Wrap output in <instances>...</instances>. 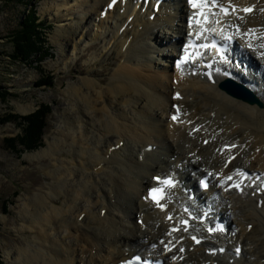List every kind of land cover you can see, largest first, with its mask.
I'll return each mask as SVG.
<instances>
[{
  "label": "bare ground",
  "instance_id": "bare-ground-1",
  "mask_svg": "<svg viewBox=\"0 0 264 264\" xmlns=\"http://www.w3.org/2000/svg\"><path fill=\"white\" fill-rule=\"evenodd\" d=\"M108 1L48 0L41 8L60 23L52 36L60 55L68 48L70 60H81L82 51L100 40L92 57L102 69L112 61L114 67L107 78L88 69L68 84L69 107L59 115L57 135L28 156L50 160L44 168L51 183L22 203L27 238L6 252L8 264H117L133 253L165 256L168 264H264L261 181L242 193L225 189L231 184L226 177L238 169L264 179V0H220L238 8L218 14L215 27L225 25L224 34L237 39L227 69L254 91L256 102L220 89L221 72L210 80L205 67L195 68L196 75L172 69L171 59L189 39L187 0H165L154 20L152 4L146 12L123 4L103 18ZM250 5L255 10L245 14ZM17 106L22 114L35 109L33 103ZM176 112L180 118L172 122ZM149 145L155 148L148 151ZM207 171L213 172L212 187L188 200L184 190L197 189L195 177ZM167 175L181 183L169 189L163 210L148 200L147 188ZM187 201L197 210L212 207L210 223L224 220L227 231L196 235L203 238L199 244L191 230L173 233Z\"/></svg>",
  "mask_w": 264,
  "mask_h": 264
},
{
  "label": "rangeland",
  "instance_id": "rangeland-1",
  "mask_svg": "<svg viewBox=\"0 0 264 264\" xmlns=\"http://www.w3.org/2000/svg\"><path fill=\"white\" fill-rule=\"evenodd\" d=\"M47 1L29 0L20 4L0 0V264L10 263L7 251L25 245L27 237L22 226V203L29 195L46 191L50 186L51 179L44 168L50 160L28 156L48 147L49 141L57 135L59 115L69 107L64 92L66 87L82 76L85 70L90 69L97 77L107 78L114 67L112 61L106 69H102L97 65L99 59L96 61V57H92L102 47L100 40L93 41L95 46L89 51H82L84 55L81 60H76V56L70 60L68 48L62 53L63 56L60 55V48L52 38L60 23L41 12ZM30 8L35 9L38 18L46 20L47 28L42 32L47 38L48 50L43 56L35 54L30 61H25L14 57L12 36L21 28V22ZM47 74L52 77L51 85L41 81L46 79ZM107 83L108 79L104 81V84ZM18 103H33L35 109L22 114L18 110ZM45 104L51 109L42 145L26 148V145L19 143L16 150L11 149L9 139L25 135L29 124L25 118ZM61 201L63 197L57 200L58 205L62 204Z\"/></svg>",
  "mask_w": 264,
  "mask_h": 264
},
{
  "label": "trees",
  "instance_id": "trees-1",
  "mask_svg": "<svg viewBox=\"0 0 264 264\" xmlns=\"http://www.w3.org/2000/svg\"><path fill=\"white\" fill-rule=\"evenodd\" d=\"M24 4L29 0H9ZM39 18L36 16L35 9L30 8L21 22V28L18 29L12 36L15 45L14 57L25 61L35 55H45L48 50L47 38L42 32L44 30L45 21L38 22ZM45 80H41L44 84L51 85L52 77L47 74ZM51 106L45 104L37 112L27 116L25 119L29 123L26 129V134L10 138V148L16 150L18 144L26 145V148L38 147L43 143L44 128L47 127L48 116Z\"/></svg>",
  "mask_w": 264,
  "mask_h": 264
},
{
  "label": "snow or ice",
  "instance_id": "snow-or-ice-1",
  "mask_svg": "<svg viewBox=\"0 0 264 264\" xmlns=\"http://www.w3.org/2000/svg\"><path fill=\"white\" fill-rule=\"evenodd\" d=\"M188 2H189V4H191L193 7H203V6H204V5H203V0H201V3H199V4L197 3V0H188ZM243 11H245V12H250V11H252V9H251V8H245V9H243ZM201 15H202V16L204 15L203 12L201 13ZM204 21H205V22L207 21V17H206V16L204 17ZM197 22H198V23H202L201 21H197ZM203 30H204V31H209V29H203ZM211 31H214V30H211ZM221 38L224 39V40H229V39H231L230 36L224 34L223 30H221ZM204 47H208V45H204ZM212 47H215V43H213ZM183 59H184V58L181 57V60H183ZM179 63H180V62L178 61V62H177V66H179ZM172 118H173L174 120L176 119L175 116H173ZM157 179H159V178H157ZM227 179H231V177H227ZM200 183H201V185H203L204 187H207V184H206L203 180H201ZM164 184H167V185L171 186V185L173 184V181H172L171 178H168V179L164 180ZM236 187H239V185L237 184ZM149 194H150V196L152 197V199L156 200L157 202H159V200L163 198L160 189H150V190H149ZM185 223H187V222L185 221ZM210 231H211V229H210ZM194 239H195V238H194ZM197 242H199V241H197ZM133 259L136 260V261H139L141 258H140V257H134ZM126 264H132V261H128V262H126ZM143 264H148V262L145 261V262H143Z\"/></svg>",
  "mask_w": 264,
  "mask_h": 264
},
{
  "label": "water",
  "instance_id": "water-1",
  "mask_svg": "<svg viewBox=\"0 0 264 264\" xmlns=\"http://www.w3.org/2000/svg\"><path fill=\"white\" fill-rule=\"evenodd\" d=\"M226 84H228V91L234 94L235 96L244 98L249 102L259 101L256 97L251 94L249 90L245 89L243 86L235 84L231 80H228Z\"/></svg>",
  "mask_w": 264,
  "mask_h": 264
}]
</instances>
